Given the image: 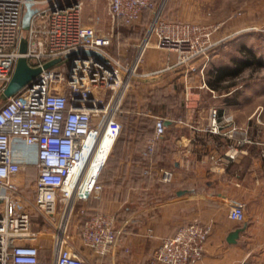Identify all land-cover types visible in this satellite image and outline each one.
<instances>
[{"label":"built area","instance_id":"built-area-1","mask_svg":"<svg viewBox=\"0 0 264 264\" xmlns=\"http://www.w3.org/2000/svg\"><path fill=\"white\" fill-rule=\"evenodd\" d=\"M166 0H105L112 23L132 27L143 13L151 15L142 43L132 63L124 64L110 52L113 33H104L82 22L81 2L31 0L36 9L27 31L21 18L27 0H0V87L10 80L22 37L27 41L23 57L29 66L40 68L36 82L23 87L0 105V264H91L67 245L66 222L74 203L97 198L102 191L98 172L86 177V167L99 151L101 138L110 141L109 151L120 133L116 119L122 97L130 87L141 54L154 39L157 49L177 55L174 67L190 66L207 58L216 43L214 28L162 18ZM62 4V7L59 5ZM93 51L92 56L68 57L72 52ZM60 59L50 68L43 65ZM1 89V90H2ZM209 131L219 134L231 118L210 111ZM162 119L154 123V135L145 155L163 136ZM229 159L234 156L229 155ZM37 175L31 208L53 226L51 247L46 254L38 242L40 232L30 229L32 215L23 206L16 177L28 168ZM172 171H162V183H171ZM61 202L57 208V201ZM84 211H80V215ZM228 216L241 220L239 208ZM114 215L96 211L81 223L79 239L97 257L112 253L119 244L122 228ZM208 224L194 221L180 226L153 251L154 264H197L210 235Z\"/></svg>","mask_w":264,"mask_h":264},{"label":"crops","instance_id":"crops-1","mask_svg":"<svg viewBox=\"0 0 264 264\" xmlns=\"http://www.w3.org/2000/svg\"><path fill=\"white\" fill-rule=\"evenodd\" d=\"M163 16L215 27L213 39L230 51L220 59L214 55L204 67L196 61L191 65L195 71L190 66L174 67L175 53L154 47L145 51L139 83L120 105L129 110L138 107L141 115L119 120L121 129L112 151L117 161L107 169L105 192L99 199L81 203V211L85 218L96 211L115 216L122 236L112 252V264H154L149 256L161 241L194 221L211 227L197 264H264V159L260 165L264 150L257 147L260 119L252 112L243 116L239 82L249 68L233 75L223 71L217 78L218 68L231 66L232 59L242 60L241 48L257 57L249 44L264 37L257 32L264 29V0H167ZM107 19L104 33L117 34L121 28L137 33L142 27L139 22L124 27ZM82 22L89 25L83 16ZM94 24L90 26L96 28ZM110 53L120 61L125 57L119 51ZM216 100L218 104L213 105ZM212 109L231 118L219 134L209 131ZM156 119L163 120L164 133L155 141L151 156H146ZM108 142L103 140L99 157ZM162 171L173 172L171 183L161 182ZM199 183L215 187L216 196L196 192ZM233 207L240 209L241 220L229 218ZM238 229L235 242L229 243L228 235Z\"/></svg>","mask_w":264,"mask_h":264},{"label":"rangeland","instance_id":"rangeland-1","mask_svg":"<svg viewBox=\"0 0 264 264\" xmlns=\"http://www.w3.org/2000/svg\"><path fill=\"white\" fill-rule=\"evenodd\" d=\"M81 2V8H82V16L84 20L90 25H93L96 23L97 30H103L108 29V15L105 12V6L102 0H79ZM167 1V0H166ZM166 1L164 5L166 4ZM164 7V6H163ZM162 18L167 21H171L166 19L163 16V9H162ZM151 15L149 12L143 13L139 23H141L142 27L137 28L140 29L139 32H143V34H139V32L135 33L134 30L128 31L127 28H121L118 30V33L116 34V31L113 33V39H112V44L110 52H112L114 55H117V52L119 51L121 54L123 53L125 55L122 62L124 64H129L132 63L134 60L137 51L139 50V45L142 43V39L144 37L145 31L148 27L149 21H150ZM198 25H202L200 23H195ZM202 26H209V25H202ZM212 27V26H211ZM214 32H215V27ZM138 31V30H137ZM213 32V33H214ZM257 32L260 34L264 35V29L259 28L257 29ZM105 33H107L105 31ZM212 33V36H213ZM143 36V37H142ZM142 37V39H141ZM213 39V37H212ZM213 41H215L213 39ZM216 42V41H215ZM133 45H135L133 47ZM250 47H252V50L256 52L257 57L262 59V65L260 67H251L249 69H245L242 76L241 80L239 81L242 84V98H243V109H242V114L243 116L250 114L251 112L254 113L253 116H258L260 119L259 122V129H258V134H257V139H258V145L257 147L260 150H264V37L262 36L261 39L257 40V42H253L249 44ZM155 48L154 45V39H151L150 45L146 47L144 52L140 56L139 64L138 67L136 68L135 74L132 77V81L130 84V87L128 90L125 92L124 96L122 97V100L124 99L125 101L128 100L130 97V93H132V90L136 85H138L139 80H140V67L141 63L143 61V57L145 55V51L149 48ZM162 52H166V50H160ZM226 51H230L229 49L226 50L224 48L223 42H218L214 46V48L208 53L207 58H200L194 60L193 63L196 61H200L202 66L205 64L207 65L212 57L216 55L214 58L220 59L223 53H226ZM174 53V52H170ZM226 59V57H225ZM204 65V66H205ZM203 66V67H204ZM196 70V68H195ZM1 87H0V92H1ZM129 91V92H128ZM127 95V96H126ZM134 99L135 97H131ZM122 102V101H121ZM3 104V103H1ZM0 104V105H1ZM213 105H217L218 102L212 103ZM126 106V105H125ZM258 106V109L256 110V107ZM120 112L117 114L116 119L119 122L120 119H126L131 116L135 115H141L142 109H139L138 107H135L133 109H127L125 108H120ZM218 110V109H216ZM256 111V112H255ZM160 109L157 108L155 109V114H160ZM120 124V123H119ZM114 145V144H113ZM113 145L112 148L109 151V154L107 156V159L104 163V165L101 167L98 173V182L102 187V191L100 192L99 196L97 198H90V199H99L105 192V185L104 181L107 179V169L113 165L117 160V157H114V154H112L113 151ZM262 152V151H261ZM260 152V153H261ZM262 159H264V156H260V165L262 166ZM36 171L34 169H28L26 172L20 173L17 177V183L19 186V192L21 195V199H23V206L27 207V209L30 211L32 218H31V224H30V229L35 232H40L38 236V242L42 245L45 246L46 248V254L49 252L50 247H51V236L53 233V226L49 224L48 222L42 221V219L37 215L35 211L31 208V201L33 199V190H34V183L36 180ZM212 181V180H211ZM213 182V181H212ZM214 184V182H213ZM198 185L195 190L198 193L202 192H210L212 194V197H215V187H209L205 185L204 183H199L196 184ZM121 193L122 190H120L119 193V198H121ZM218 199V198H216ZM61 205V202L58 200L57 201V208H59ZM83 204L81 203H74L73 210L71 215L67 219V224H66V236H67V245L69 248L74 249L80 256H83L86 258L88 261L96 264H112L111 261V255L112 253L104 256V257H97L95 254L88 248L86 247L82 241L78 237V229L80 226V223L82 222V219L84 220L85 218V213L80 215V211L83 208ZM121 223V215L118 219V225ZM153 254V253H152ZM152 254L151 257L152 258ZM116 264V263H115Z\"/></svg>","mask_w":264,"mask_h":264},{"label":"water","instance_id":"water-1","mask_svg":"<svg viewBox=\"0 0 264 264\" xmlns=\"http://www.w3.org/2000/svg\"><path fill=\"white\" fill-rule=\"evenodd\" d=\"M31 0H27L25 4V10L21 18V29L22 31H27L30 27V22L33 15L36 13V9L32 7L30 2ZM71 2H75V0H64L65 5H70ZM62 7V4L59 5ZM27 50V41L25 37H22L19 42V54L21 55L17 61L12 73V76L5 87L0 92V104L5 102L7 99L15 95L19 92L23 87L30 85L32 82H36L38 80L40 74V68H34L28 65L27 60L23 55L26 53ZM81 54L82 57L92 56L99 60H104L102 56L93 52V51H80V52H72L68 55V57H75ZM60 62V59H55L49 61L43 65L44 69L50 68ZM180 192L179 194H181ZM241 229L235 230L228 235L227 241L229 243L235 242L236 238L238 237L239 232Z\"/></svg>","mask_w":264,"mask_h":264},{"label":"trees","instance_id":"trees-1","mask_svg":"<svg viewBox=\"0 0 264 264\" xmlns=\"http://www.w3.org/2000/svg\"><path fill=\"white\" fill-rule=\"evenodd\" d=\"M243 54L242 60H231V66H223L217 69V78L220 79L222 77L221 72L223 71H229L227 74L233 75L235 73H238L240 70H243L245 68L250 67H260L262 65V59L259 57H256L253 52L245 47L241 48L240 51ZM233 68V70H232Z\"/></svg>","mask_w":264,"mask_h":264},{"label":"bare ground","instance_id":"bare-ground-1","mask_svg":"<svg viewBox=\"0 0 264 264\" xmlns=\"http://www.w3.org/2000/svg\"><path fill=\"white\" fill-rule=\"evenodd\" d=\"M105 138H101V141H100V145H99V151L97 152V154L93 157V160H91L87 167H86V177H89V176H92V175H95L97 172H98V167H97V164H100L104 159H106V156L109 152V147H110V141L108 142V145L106 147V149L104 150V154H102V157H99V152H101L100 150L103 148L102 145H103V140Z\"/></svg>","mask_w":264,"mask_h":264}]
</instances>
